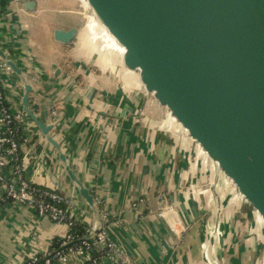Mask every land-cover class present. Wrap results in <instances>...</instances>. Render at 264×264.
I'll return each instance as SVG.
<instances>
[{"label":"crops","instance_id":"crops-1","mask_svg":"<svg viewBox=\"0 0 264 264\" xmlns=\"http://www.w3.org/2000/svg\"><path fill=\"white\" fill-rule=\"evenodd\" d=\"M35 1L26 11L0 0V48L20 71L4 72L3 91L27 138L19 140L25 176L63 193L86 232L104 228L115 256L100 264H264V225L246 217L248 205L228 194L223 174L117 55L93 49L80 0ZM70 28L78 30L70 43L55 39ZM27 85L29 107L52 126L58 147L27 112ZM69 232L8 202L0 207V264L45 256ZM53 264L81 261L71 254Z\"/></svg>","mask_w":264,"mask_h":264},{"label":"water","instance_id":"water-1","mask_svg":"<svg viewBox=\"0 0 264 264\" xmlns=\"http://www.w3.org/2000/svg\"><path fill=\"white\" fill-rule=\"evenodd\" d=\"M18 1L36 8L35 0ZM80 2L93 49L117 55L223 174L228 194L248 205L246 217L264 225V0ZM77 33L57 29L54 37L70 43ZM0 56L7 58L1 48ZM31 91L27 85L25 108L48 135L52 126L29 107ZM66 170L93 205L89 189Z\"/></svg>","mask_w":264,"mask_h":264},{"label":"built area","instance_id":"built-area-1","mask_svg":"<svg viewBox=\"0 0 264 264\" xmlns=\"http://www.w3.org/2000/svg\"><path fill=\"white\" fill-rule=\"evenodd\" d=\"M7 71H11V66L0 56V207L16 201L72 229L77 222L71 215L70 200L60 191L33 184L25 176L26 162L19 156V140L27 138L20 136V116L10 109L3 91V76ZM75 237L70 231L62 237L59 250H51L45 256L33 255L21 264H37L42 258L44 264H53L71 254L78 255L81 264H100L103 258L115 256L114 245L104 228L95 235L94 231H88L78 243L74 242ZM93 250H97L96 255L92 254Z\"/></svg>","mask_w":264,"mask_h":264},{"label":"trees","instance_id":"trees-1","mask_svg":"<svg viewBox=\"0 0 264 264\" xmlns=\"http://www.w3.org/2000/svg\"><path fill=\"white\" fill-rule=\"evenodd\" d=\"M19 133H20V136H22V135H21V131H20ZM18 136H19V135H18ZM19 156L21 157L20 152H19ZM3 205H4V204H3ZM70 231H71L74 235L77 236V237H75L76 239L74 240V242H77V243L80 242L81 239H83V235L86 236V234L88 233V232H86L87 230H86L85 226L81 225L80 223H76V224L72 227V229H70ZM61 244H62V238L57 239V240L55 241L54 246H53V248H52L51 250H59V249L62 247ZM92 254H93V255H96V254H97V250H93ZM29 260H30V258L26 259L25 261L27 262V261H29ZM44 261H45V260L42 258L37 264H44Z\"/></svg>","mask_w":264,"mask_h":264}]
</instances>
